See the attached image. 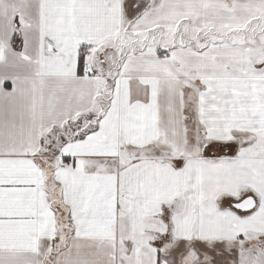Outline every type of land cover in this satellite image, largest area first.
<instances>
[{"label":"snow or ice","instance_id":"snow-or-ice-1","mask_svg":"<svg viewBox=\"0 0 264 264\" xmlns=\"http://www.w3.org/2000/svg\"><path fill=\"white\" fill-rule=\"evenodd\" d=\"M0 264H264V0H0Z\"/></svg>","mask_w":264,"mask_h":264}]
</instances>
